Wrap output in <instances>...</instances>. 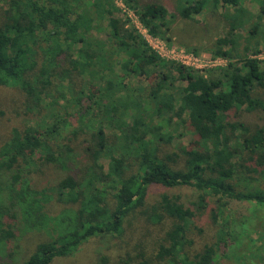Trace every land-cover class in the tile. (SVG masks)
I'll return each mask as SVG.
<instances>
[{"label": "trees", "instance_id": "16d2710c", "mask_svg": "<svg viewBox=\"0 0 264 264\" xmlns=\"http://www.w3.org/2000/svg\"><path fill=\"white\" fill-rule=\"evenodd\" d=\"M117 1L168 43L180 19L233 8L219 13L225 31L210 50L227 65L204 74L162 59L117 16ZM243 1L0 0V87L23 97L14 109L21 125L0 131V244L61 222L67 232L40 241L23 264H52L126 226L137 244L92 264H216L227 251L260 258L253 242L264 236L242 248V234L264 220V124L244 120L264 119V61L256 58L264 0L256 14ZM142 75L147 85H135ZM178 122L192 135L183 159L166 152ZM154 186L188 187L197 199L162 194L151 204ZM236 203L252 207L256 225L246 211L236 215ZM56 204L69 211L51 215ZM209 207L216 231L191 255L193 222Z\"/></svg>", "mask_w": 264, "mask_h": 264}, {"label": "rangeland", "instance_id": "374dc122", "mask_svg": "<svg viewBox=\"0 0 264 264\" xmlns=\"http://www.w3.org/2000/svg\"><path fill=\"white\" fill-rule=\"evenodd\" d=\"M243 7L247 9L249 12L256 14L259 11V4L257 0H244ZM228 8V7H227ZM220 9L219 13L225 17L227 12L233 15V8ZM212 14L209 12L205 17L196 16L192 17L188 20H179L176 24V27L173 30L172 41L166 44L170 47L177 46L184 48L186 51V47L182 45V43L194 45L201 50L200 55H204L205 57L211 56V48L214 45L215 41L219 39L221 35H223L225 31L224 20L220 17V14ZM118 17H125L123 12L121 11L117 14ZM108 18V17H107ZM226 18V17H225ZM99 34L104 39L106 37V31L109 30L108 19L102 21L100 26ZM260 34L264 32V20L261 24ZM178 36L180 38H178ZM178 41L181 43H178ZM262 52H264V46L260 48ZM189 52V51H188ZM192 53V52H190ZM219 69V68H217ZM119 71V70H118ZM206 71L204 72V74ZM139 81V82H136ZM135 81V85L137 83L141 84V86H145L148 83V79L145 75L138 77ZM126 84L128 85L129 80L125 79ZM134 83V81L132 82ZM177 85L184 86L185 82H176ZM22 94L16 90L11 88L0 87V131L6 132L8 129L14 126L21 125V117H18L14 113V109L19 105V102L22 100ZM23 118V117H22ZM187 119V117H185ZM245 118V117H244ZM246 121H251L253 123L264 124V119H244ZM173 130L175 131V139L172 144L168 145L166 148L167 153H177L183 159L184 148H189L190 142L192 139V135L186 129L184 124H173ZM105 169L108 168L107 161L103 162ZM38 186H45L44 182H40L37 184ZM244 189V187H243ZM162 194H168L170 196H177L187 205H190L191 202L197 199V192L194 189L188 187H178V188H164L160 186H154L149 190L148 202L154 203ZM210 206H214L212 200L210 202ZM114 201L112 198H109V205L112 206ZM202 214L200 217H197L195 222H193V226L190 232V238L193 240V245L191 246L189 252L190 254H196L201 250V248L212 240V236L216 231V226L212 224L210 219V209ZM236 215H242V211H246L244 216L249 218V224L254 226L258 224L255 228H250L247 226L246 230L242 234L243 237V245L242 248L246 247L244 244H251L254 239L260 236H264V220H257L256 224L254 223V219H251L249 216V211L252 210V207L245 203H236L233 207ZM61 206L56 204L55 207H51L50 210H54L51 215L65 214L69 210H61ZM69 209V208H68ZM60 211V212H59ZM71 213V212H69ZM61 214V215H62ZM57 216V217H58ZM262 217V216H261ZM54 228L46 230H33L27 233L20 234L17 232V238L8 243L0 244V253H8L5 256L0 257V264H23V262L29 257V255L34 251L36 245L47 238H55L56 236H60L63 234L65 229L63 226H58L57 222H54ZM64 225H67L64 223ZM126 233L119 237L111 240H101L99 238H95L88 243L84 244L78 252H76L73 256L64 259H57L52 264H92L95 262L99 254H108L112 259L119 254L125 253L130 250L132 246L137 244L138 242V232L136 234L131 233L128 226H126ZM145 233V231H144ZM143 233V234H144ZM142 234V236H143ZM264 240L256 241L254 240V247H259L262 256L260 258H252L249 257L250 253H245L247 258H244V254L233 255V258L230 256V252L227 251L225 255L219 257L216 264H242V261H247L249 264H264ZM250 245V246H253ZM258 250V249H256ZM10 254V255H9ZM12 255V256H11ZM245 259V260H243Z\"/></svg>", "mask_w": 264, "mask_h": 264}, {"label": "built area", "instance_id": "2783aa9c", "mask_svg": "<svg viewBox=\"0 0 264 264\" xmlns=\"http://www.w3.org/2000/svg\"><path fill=\"white\" fill-rule=\"evenodd\" d=\"M117 6L130 21V24L138 31L149 47L162 59L173 61L185 67L198 70L204 73L210 69L225 67L228 61L222 57H205L186 51L184 48L173 46L170 47L160 37L152 36L149 31L140 23L136 14L129 10L121 1H117ZM259 60L264 61V52L256 56Z\"/></svg>", "mask_w": 264, "mask_h": 264}]
</instances>
